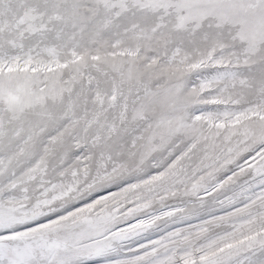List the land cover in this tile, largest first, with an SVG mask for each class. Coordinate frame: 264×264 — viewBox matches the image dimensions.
Segmentation results:
<instances>
[{"label": "snow or ice", "instance_id": "1", "mask_svg": "<svg viewBox=\"0 0 264 264\" xmlns=\"http://www.w3.org/2000/svg\"><path fill=\"white\" fill-rule=\"evenodd\" d=\"M0 264H264V0H0Z\"/></svg>", "mask_w": 264, "mask_h": 264}]
</instances>
